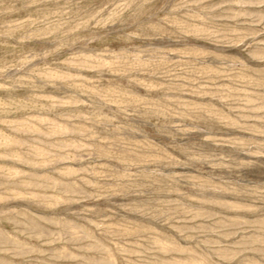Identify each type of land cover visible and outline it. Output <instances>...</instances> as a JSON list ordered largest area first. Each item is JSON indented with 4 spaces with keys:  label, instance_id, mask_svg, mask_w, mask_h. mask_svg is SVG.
<instances>
[{
    "label": "rangeland",
    "instance_id": "rangeland-1",
    "mask_svg": "<svg viewBox=\"0 0 264 264\" xmlns=\"http://www.w3.org/2000/svg\"><path fill=\"white\" fill-rule=\"evenodd\" d=\"M0 264H264V0H0Z\"/></svg>",
    "mask_w": 264,
    "mask_h": 264
}]
</instances>
